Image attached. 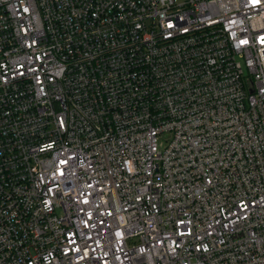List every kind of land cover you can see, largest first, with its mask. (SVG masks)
Listing matches in <instances>:
<instances>
[{
    "label": "built area",
    "instance_id": "built-area-1",
    "mask_svg": "<svg viewBox=\"0 0 264 264\" xmlns=\"http://www.w3.org/2000/svg\"><path fill=\"white\" fill-rule=\"evenodd\" d=\"M0 264H264V0H0Z\"/></svg>",
    "mask_w": 264,
    "mask_h": 264
},
{
    "label": "rangeland",
    "instance_id": "rangeland-1",
    "mask_svg": "<svg viewBox=\"0 0 264 264\" xmlns=\"http://www.w3.org/2000/svg\"><path fill=\"white\" fill-rule=\"evenodd\" d=\"M165 140H167V137H162V136H161V137L158 138V142H159V143L162 142L163 145H166V144L164 143Z\"/></svg>",
    "mask_w": 264,
    "mask_h": 264
}]
</instances>
